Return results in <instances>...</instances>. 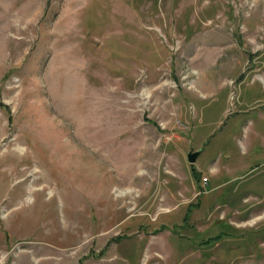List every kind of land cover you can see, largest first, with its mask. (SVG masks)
Masks as SVG:
<instances>
[{"label":"rangeland","instance_id":"rangeland-1","mask_svg":"<svg viewBox=\"0 0 264 264\" xmlns=\"http://www.w3.org/2000/svg\"><path fill=\"white\" fill-rule=\"evenodd\" d=\"M0 264H264V0H0Z\"/></svg>","mask_w":264,"mask_h":264},{"label":"water","instance_id":"water-1","mask_svg":"<svg viewBox=\"0 0 264 264\" xmlns=\"http://www.w3.org/2000/svg\"><path fill=\"white\" fill-rule=\"evenodd\" d=\"M200 154V151H190L188 154H187V160L190 164H193L197 157L199 156Z\"/></svg>","mask_w":264,"mask_h":264},{"label":"trees","instance_id":"trees-1","mask_svg":"<svg viewBox=\"0 0 264 264\" xmlns=\"http://www.w3.org/2000/svg\"><path fill=\"white\" fill-rule=\"evenodd\" d=\"M192 171H193V174H195L196 175V171L192 168Z\"/></svg>","mask_w":264,"mask_h":264},{"label":"bare ground","instance_id":"bare-ground-1","mask_svg":"<svg viewBox=\"0 0 264 264\" xmlns=\"http://www.w3.org/2000/svg\"><path fill=\"white\" fill-rule=\"evenodd\" d=\"M124 185H125V184H122L121 187L124 186Z\"/></svg>","mask_w":264,"mask_h":264}]
</instances>
